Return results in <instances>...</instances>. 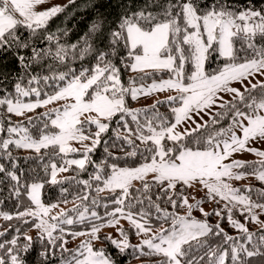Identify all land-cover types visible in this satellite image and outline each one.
Returning <instances> with one entry per match:
<instances>
[{
  "label": "snow or ice",
  "instance_id": "1",
  "mask_svg": "<svg viewBox=\"0 0 264 264\" xmlns=\"http://www.w3.org/2000/svg\"><path fill=\"white\" fill-rule=\"evenodd\" d=\"M260 3L264 5V0ZM43 4L44 0H0V52H13L18 66L14 74L0 70V109L8 114L7 126L0 123V134H7V138L0 139V152L11 159L9 149L13 145L36 153L50 147L57 149L55 155L63 163L57 164L53 159L46 166L47 182L52 185L71 182L76 178L58 179L59 173L68 172L72 166L85 170L86 164L92 163L89 154L101 143L102 134L115 119L117 139L133 148L126 155L136 156L143 145L146 162L133 168L113 164L106 177H102L97 165V171L90 176V180L97 182L95 191L113 193L112 203L116 205L105 213L111 217L106 222L84 205L89 200L87 193L76 197L81 202L79 205L51 215L59 204L45 205L41 201L44 184L21 185L20 177L0 164V174L15 182L13 194L19 197L23 189L33 205L0 216L6 221L17 219L25 224L31 219L37 230L35 242L32 236L21 234L20 228L13 229L16 235L10 240L0 239V264H29L34 243L40 247L33 264H53L57 251L60 264H116L103 248H96L93 243L101 240L99 233L105 223L115 228L120 238L103 239L110 241L121 255L133 248L141 255L158 258L156 264H253L257 257L264 261V227L258 234L253 233L246 223L233 219L232 215L233 209L239 207L246 221L259 224L256 210L264 212V203L239 194V189L226 182V179H242L244 173L234 169L245 167H252V174L264 181V151L247 146L249 141H264V6L256 7L255 0H244L243 4L241 0H90L93 15L86 34L77 43L66 44L47 31L49 21L64 11V7L45 9ZM109 9L117 10L115 20L111 19ZM61 35L66 36L67 32ZM21 50H27V56ZM216 56L223 58L224 66L210 73L206 65ZM86 57H90L88 67L73 66L75 61H85ZM119 64L132 72L167 71L171 75L147 88L136 86L135 81L125 87ZM186 65L190 66L187 77ZM257 78V83H245ZM185 79L190 83H185ZM233 82L241 83L244 92L232 87ZM48 88L52 89L51 93L45 91ZM257 88L261 90L259 98L252 95ZM166 90L179 93L157 101L169 105L180 101L179 107H171V119L160 114L155 104L151 118L146 116L144 120L139 118L140 113H147L148 109L127 106L128 96L136 100L141 95ZM219 93H231L233 100L224 101ZM58 101L65 103L40 114L47 120L45 131L38 138L34 139L27 127L11 122L12 116L21 117ZM217 101L220 108L231 113V123L215 135L209 134L202 142V150L186 146L185 138L207 127V122L183 131H177V127L194 123L195 116L210 110ZM241 103L251 111L242 110ZM223 115L216 113L212 123H217V118ZM31 120L29 116L28 121ZM49 124L56 130L51 134L46 131ZM92 125L96 127L94 132L90 131ZM119 129L126 134L121 135ZM14 135L18 138L13 139ZM85 141H90V146L84 145L82 158L64 159L69 153L80 151L71 146L72 142L83 145ZM239 151L262 158L256 162L259 167L240 160L225 163ZM149 175L151 181L147 179ZM90 180L76 182L90 189ZM134 182H139L140 187L133 191ZM196 185L206 189V197L226 201L224 208L205 212L200 207L202 201L190 203L178 187L187 189ZM153 187L158 189L155 199ZM160 201H166L172 209L186 208L187 212L180 215L169 211ZM91 203L97 204V199L92 198ZM194 208L205 217L214 214L225 219L226 214L227 222L239 235L228 234L220 223L210 225L192 218ZM73 212L76 220L70 215ZM88 215L102 224H93L88 233H66L63 225L83 222ZM153 217L162 222L156 231H153ZM121 219L128 221L135 235L141 237L139 244L130 243L128 233L120 226ZM8 232L9 229L0 231V238ZM65 235L73 239L88 235L89 239L69 249ZM21 239L24 243H20Z\"/></svg>",
  "mask_w": 264,
  "mask_h": 264
},
{
  "label": "trees",
  "instance_id": "2",
  "mask_svg": "<svg viewBox=\"0 0 264 264\" xmlns=\"http://www.w3.org/2000/svg\"><path fill=\"white\" fill-rule=\"evenodd\" d=\"M244 3V0H241V4ZM256 7H262L264 5H261L260 0H255ZM64 11L59 13L56 17H54L52 20L49 21L48 24V32L55 33L57 36H59L60 40L66 44H72L77 43L80 41V38L84 36L88 30V25L91 21L93 11L90 7V0H74V2H66L64 5ZM112 13L111 19H116V9H109ZM24 33H26V30H22ZM66 31L67 35H61L62 32ZM15 51V50H13ZM21 54H24L27 56V50H21ZM88 60H90V57H86L85 61H75L73 66H83L88 67ZM94 63V61H92ZM225 61L221 57H214L211 59L208 64L206 65V71L212 73L215 72L217 69H220L224 66ZM17 65L14 63V55L13 52H9L7 54H4L0 52V70H9L13 74L15 70L17 69ZM118 67H120V79L121 83L125 87H129V85L132 83V81H135V83L138 82H146L151 81L156 78H162L166 76H170L171 74L167 71H150L148 73H140V72H132L129 68L125 67L123 64H119ZM190 68L189 65H186V77L190 75V71L188 69ZM188 81L187 79H185ZM43 87V86H42ZM245 90V89H244ZM244 90L242 92H244ZM45 91H48L51 93L52 89L48 88L45 89ZM261 93V90L259 88L253 90L252 95L256 98H259ZM27 99H34V98H27ZM167 98H160L157 99L154 102L151 103H141L136 104L134 100L131 99L130 96L126 97V103L127 106L131 109L136 110H143L148 109L149 111L147 113L141 111L139 118L141 120H144L147 116L148 118H151L152 116V105H156V108L158 109L159 113L169 117V119L172 118L171 114V107H176L179 104V100L169 104H159L157 101H164ZM233 100L230 99L228 101ZM250 102V101H249ZM242 110L251 111L249 109H245L244 104L241 103L239 105ZM51 109H43V108H37L33 112L26 113L24 116L11 117L12 124H21L24 127H27L29 129V134L33 138H38L42 131H45L44 124L47 120L46 117H41V113L48 112ZM223 112L224 115L221 117H218V122L213 124L212 118L216 113ZM32 117L31 122L28 121V117ZM126 119L130 120V117H126ZM8 121V114L3 111V109H0V123H3L5 127L7 126ZM231 123V113L227 110V108H218L212 117L207 121V127L201 128L197 132H193L190 137H186L183 143L191 147L193 149L201 148L203 147L202 142L208 137L209 134L215 135L216 131H218L220 128H227L228 125ZM132 127H135V125H131ZM118 128V125L116 123V120L114 119L109 126V130L102 134L101 136V143L94 149L93 152L89 154L90 159L92 163H87L85 170L81 171L76 166H72V168L68 172H64L63 176L58 179H63L65 177H75L76 180L71 182H66L64 184H57L52 185L48 183L49 179V173L46 171V166L53 160L57 162V164L63 163V160H61L60 156L55 155L57 149L54 148H47V149H41L39 153H36L33 150H24L23 148H17L14 145L10 146L9 151L11 152V159L8 158L7 154L4 152H0V164H3L5 168L8 171H13L17 176L20 177V184L21 185H31L32 183L39 182L43 183L44 187L41 189L40 198L41 201L48 205L51 203H58L63 204L62 201L67 200L68 202H75V204L71 207H69L66 210L72 209L75 205H79L81 202L80 200L76 199L78 195H84L87 193L89 195V200L84 201V205L87 206L91 211H96L100 217L103 218V221L106 222L108 219H111V217H108L105 215L106 212L112 211L116 205L112 203V196L113 193L107 192V193H99L97 194L95 191V188L97 186V182L90 180V176L94 174L97 171V165L100 166V174L102 177H106L107 175H110L111 173V166L115 164L117 167H127V168H133L136 166H139L140 164L146 162L145 157L142 154L143 153V145L139 146V150L137 151L136 156H128L126 153L133 151V148L124 143L122 139H117L116 137V129ZM96 130L95 125L90 126V131L94 132ZM47 132L56 131L51 127L49 124ZM121 135H124L123 129H119ZM87 134V133H86ZM7 138V134L3 133L0 134V139ZM197 140H200L201 143H196ZM106 142V143H105ZM169 144L171 142H168ZM139 144V142H137ZM105 148H107V151H105ZM83 151L75 152V153H69L67 156L64 157V159H68V157H78L82 156ZM257 161H246L245 163L247 165H253L256 167H259V165L256 164ZM13 164L15 167H13ZM240 172H246L251 173L253 172L252 167H245L241 169H237ZM149 181L152 180V178H147ZM82 180H90V183L92 184V188L88 189L85 188V186L81 183H77L76 181H82ZM15 184L14 181H11L9 177H7L5 174H0V213H10L14 214L17 211H23L25 208L33 207L31 204V201L27 195V193L21 189V195L19 197H16L13 192V185ZM102 186V185H101ZM140 187L139 182H134L133 184V191L135 188ZM180 187V190L183 192L184 195L189 194V188L185 189L182 186ZM67 189V192L62 193V189ZM237 189L240 190V193L247 195L250 197L251 200L264 203V197L261 196V193H264V182L259 180H250L248 184L246 185H238ZM247 189H251L250 192L246 191ZM158 191L157 188L153 187V198L155 199V194ZM138 195V193H137ZM96 198L97 204L93 205L91 203V199ZM199 201H202V204H207L208 202L212 201V207L208 211L209 213H212L213 210H221L224 208L226 201H222L219 198L216 200H212L206 195H202ZM161 206L164 208H168L169 211H175L178 214L183 213V207L172 209L170 205L166 203V201H160ZM104 204H107L108 207L105 208ZM76 213H70L71 216H74ZM233 219L238 220L241 223H246V226L249 228V230L253 233H259V229L262 226H255L253 222H249L245 220V216H242L240 214V208H234L233 212ZM204 220L207 221L210 225H215L217 223H220L221 227L225 229L228 234L236 236L239 235V233L233 229L226 219H220L219 217H216L214 214L209 215L207 217L203 216ZM94 223H102L101 220L94 219L91 216L87 217L83 222H75L73 225H63V227L66 229L67 232H81L86 229H88L92 224ZM162 222H158L155 220V217H153L152 220V226L154 228H158L161 226ZM164 227H167V224L163 225ZM32 226V220L29 219V223L25 224L20 220L13 219L11 221H6L3 219L2 216H0V231H4L5 229H9L8 234L0 239H11L16 233L13 231L15 228H20L21 234H25ZM123 229L128 233L130 243L132 245H136L135 241L137 238V235H135L134 229L131 227V225L123 226ZM101 237L102 244H94L96 248H103L115 261L116 264H156L157 259L156 257L148 256V255H141L139 252H137L135 249L130 248L126 251L125 254L121 255L115 248L111 245L110 241L104 240L103 237L108 236L106 233H99ZM33 240L35 242L37 235L32 236ZM65 238H71L69 235H65ZM212 239H219V238H212ZM20 243H24L23 239H21ZM39 244L34 243V250L32 253L28 256L29 264H33L36 250L39 249ZM69 249H74L72 247H68ZM147 251V250H145ZM60 253L57 251L56 257L53 258V264H60L59 261ZM253 264H264V261H262L259 257L254 258Z\"/></svg>",
  "mask_w": 264,
  "mask_h": 264
},
{
  "label": "rangeland",
  "instance_id": "3",
  "mask_svg": "<svg viewBox=\"0 0 264 264\" xmlns=\"http://www.w3.org/2000/svg\"><path fill=\"white\" fill-rule=\"evenodd\" d=\"M68 1L69 0H44L43 8L46 9V8H50L52 6H63ZM169 77L170 76H166V77H162V78H156V79L151 80V81L138 82V83H135V84H136V86H144L145 88H147L154 81L155 82H160L161 80L168 79ZM258 79L259 78L251 79L250 81H246L245 83H257ZM185 83H190V81H186L185 80ZM231 86L235 87V88H238L241 92L244 90L243 85L241 83H239V82H233L231 84ZM178 95H179V93H177L175 90H166V91H163V92H152L150 95H141V96H139V98L134 100V102L136 104H141V103L145 104V103L154 102V101H156L157 99H160V98H167L168 96H178ZM219 95L223 97L224 101H228V100L233 98L231 93H219ZM29 100H32V99H29ZM64 103H65L64 101H58V102L50 104V105H48L46 107H41V108L47 109V110L51 109V110L54 111L55 109L60 108ZM219 103H220V101H217V104L214 105L210 110H205L199 116H195L194 117V119H195L194 123L193 122L182 123L181 125H179L177 127V131H183L185 128H195L197 123L207 122L212 117L214 112L219 108V106H218ZM179 106H180V102H179V104L176 107H179ZM52 132H54V131H52ZM52 132H48V133L51 134ZM237 135H240L238 130H237ZM12 138L16 139V138H18V136L14 135ZM84 145L90 146V141H85L83 145L79 144V143H76V142H72V144H71L72 147L78 148V149H80V151H83V152L85 150ZM247 146L250 147V148H256V149H258L260 151H264V141H249ZM24 150H28V149H24ZM80 158H82V156L68 157V159H80ZM260 159H262V158L256 156L253 153H250V152H247V151H239V152L233 153L232 156L229 157V159L225 161V163H230L232 160H240V161L246 162V161H252V160L259 161ZM136 167H138V166H136ZM234 171L235 172H240L237 169H234ZM242 173H244V176H243L242 179H239V180L226 179V182L229 183L233 188L237 189L238 185H246V184L249 183L250 180H259V179H257V177L255 175L252 174V172L251 173L242 172ZM63 174L64 173H59L58 178L62 177ZM148 178H152L151 175H149ZM262 182H264V181H262ZM35 183H39V182H35ZM107 192L108 191H105L103 193H107ZM205 193H206V189H204L200 185H196L193 188H189V194H188L189 202L195 204L196 201H199L200 200L199 198L202 195H204ZM239 194L244 195L242 193H239ZM74 204H75V202H67V203L59 204V208L53 209L52 212H51V215H56L57 212H59L60 209L66 210L69 207L73 206ZM200 207L204 208L205 212H208L211 209V207H212V201L208 202L207 204H202L201 203ZM186 212H187V209L183 208V213L181 215H185ZM256 213H257L258 218L261 221V223L258 224V223L253 222V224L255 226L264 225V212H261L259 209H257ZM203 216L204 215L199 211L198 208H194L193 209L192 218H195V219L201 220V221H205ZM72 217H73L74 220H76V218H77L76 214L74 216H72ZM88 217H90V215H88ZM119 223H120V226H122V227L126 226V225H130L128 221L123 220V219H121ZM94 224L101 225L102 223H94ZM92 225L88 229H86L84 231H81V232L88 233L90 231ZM158 228H154L153 227V231H156ZM100 233H106L108 236H112L113 238H116V239L120 238L118 236V233H117L116 229L112 228V227H108L106 225V223L104 224L103 227H101ZM26 234L30 235V236L37 235V230L34 227H31L26 232ZM66 239L68 241L67 247H72V248L75 249L82 241L88 240L89 236L88 235L77 236L75 239H73L72 237L71 238H66ZM140 240H141V237L137 236L135 244H139ZM93 243L94 244H97V243L98 244H102V242L100 240L94 241Z\"/></svg>",
  "mask_w": 264,
  "mask_h": 264
}]
</instances>
